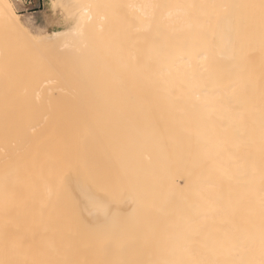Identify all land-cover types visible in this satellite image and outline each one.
Instances as JSON below:
<instances>
[{"label":"bare ground","instance_id":"1","mask_svg":"<svg viewBox=\"0 0 264 264\" xmlns=\"http://www.w3.org/2000/svg\"><path fill=\"white\" fill-rule=\"evenodd\" d=\"M49 4L62 7L65 26L35 36L12 1L0 0V264H49L64 244L56 229L39 256L26 248L46 228L19 227L12 240L2 229L12 219L4 176L17 165V123L31 125L27 135L44 145L18 161L39 178L61 160L58 148L86 140L76 131L91 121L128 124L137 142L147 124L161 218L157 264H264V0ZM64 120L74 132L46 130ZM133 152L138 164L140 149ZM70 180L80 191L81 175ZM116 188L104 199L81 189V220L111 218L118 204L140 201L119 198ZM47 205L38 201L36 221L47 218Z\"/></svg>","mask_w":264,"mask_h":264},{"label":"rangeland","instance_id":"2","mask_svg":"<svg viewBox=\"0 0 264 264\" xmlns=\"http://www.w3.org/2000/svg\"><path fill=\"white\" fill-rule=\"evenodd\" d=\"M11 1L16 13L35 36L65 26L62 7L53 11L49 0ZM37 123L39 122L33 124ZM68 123L70 122L66 120L50 121L46 130L52 132L62 126L69 135L74 132V127ZM30 127L31 125L17 123L16 129L20 134L13 152L17 165L6 168L4 176L6 214L12 219L2 221V229L9 231V238H18L19 227L27 229L28 226H38L41 231L46 228L44 234L32 235L26 248L32 254L43 256L47 255V240L52 232L63 229V239H56L64 244L57 250L59 256L50 260L49 264H157L156 238L161 218L156 206V153L147 124L143 126V141L137 142L132 135L133 128L128 127V124L119 121H91L76 131L77 134L86 136V140H80L77 145L58 148L61 160L58 163L49 162L45 173L39 178L24 172L18 164L22 153L28 154L29 148L44 146L36 142V136L27 135L33 130ZM49 148L54 149L55 145L51 144ZM136 149H140L138 164L133 163V151ZM70 152L72 158L68 159ZM81 152L84 153L82 157ZM137 166L141 176L132 184L133 169ZM74 174L81 175L78 192L70 180ZM37 180L41 183L38 188L34 186ZM115 187V195L119 198L128 195L132 197L133 194L136 197L140 195V201L137 198L138 202L130 208L118 204L112 210L111 218L99 221L81 220V189L104 199L109 194L114 195ZM40 200L48 203L47 218L36 221ZM57 212L59 216L53 218ZM67 214L71 215L70 220L66 219ZM25 217H29L28 221H17ZM66 255L77 257L68 260ZM41 264H47V261L44 260Z\"/></svg>","mask_w":264,"mask_h":264},{"label":"snow or ice","instance_id":"3","mask_svg":"<svg viewBox=\"0 0 264 264\" xmlns=\"http://www.w3.org/2000/svg\"><path fill=\"white\" fill-rule=\"evenodd\" d=\"M83 7H87V5L83 6Z\"/></svg>","mask_w":264,"mask_h":264}]
</instances>
